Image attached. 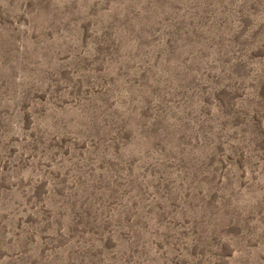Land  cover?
I'll use <instances>...</instances> for the list:
<instances>
[{
    "label": "rangeland",
    "instance_id": "374dc122",
    "mask_svg": "<svg viewBox=\"0 0 264 264\" xmlns=\"http://www.w3.org/2000/svg\"><path fill=\"white\" fill-rule=\"evenodd\" d=\"M0 264H264V0H0Z\"/></svg>",
    "mask_w": 264,
    "mask_h": 264
}]
</instances>
